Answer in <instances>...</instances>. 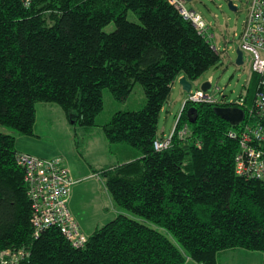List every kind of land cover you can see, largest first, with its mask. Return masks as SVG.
Here are the masks:
<instances>
[{
  "label": "trees",
  "instance_id": "16d2710c",
  "mask_svg": "<svg viewBox=\"0 0 264 264\" xmlns=\"http://www.w3.org/2000/svg\"><path fill=\"white\" fill-rule=\"evenodd\" d=\"M218 60L167 0H32L28 7L0 0V125L32 136L35 104L54 102L89 128L103 108V89L118 101L136 83L145 94L143 108L117 111L101 126L107 142L140 155L100 170L125 212L96 226L82 248L56 226L33 236L15 139L0 132V251L23 248L19 264H218L223 251L244 248L261 252L264 264V181L235 173L240 148L228 132L237 125L214 111L226 103L185 101L170 145H153L162 139L158 117L174 80H196ZM255 90V83L252 92L246 87L244 109ZM192 107L194 123L186 113Z\"/></svg>",
  "mask_w": 264,
  "mask_h": 264
},
{
  "label": "rangeland",
  "instance_id": "374dc122",
  "mask_svg": "<svg viewBox=\"0 0 264 264\" xmlns=\"http://www.w3.org/2000/svg\"><path fill=\"white\" fill-rule=\"evenodd\" d=\"M236 5V11L228 9L227 0H192L186 4L202 16L208 32L214 34L212 42L219 51L228 48L227 55L219 56L218 63L206 70L196 80L191 82V92L201 90L205 82L210 83L206 94L219 103H235L246 93V87L253 91L256 83L255 75L251 71V58L248 53L243 54V64L237 66L235 49L238 45L239 34L245 19L246 0H231ZM127 19L138 22L133 11H128ZM115 28L113 22L107 24L103 30L111 32ZM236 33V36L233 34ZM229 42L225 44V41ZM210 80V81H209ZM189 93L185 92L178 80H174L168 99L159 113L157 135L162 138L170 136L177 116L187 101ZM103 108L96 115L95 126L86 128L69 120L63 110L54 102H37L35 104L34 135L20 134L13 128L0 125V132L14 137V146L30 147L36 157H60L74 176H78V184L74 187L72 203L68 207L78 219L82 231L89 235L96 226L100 227L125 210L120 209L111 201L104 185V177L100 170L117 164L116 158L122 155L115 147V143L107 142L101 126L108 122L113 113L122 110H140L145 103L142 87L134 84L129 96L123 100H115L108 89L102 91ZM104 139V140H102ZM91 141V142H90ZM105 141V142H103ZM29 154V153H28ZM120 157V160H123ZM85 173H92L94 178L84 177ZM94 172H96L94 174ZM91 176V177H92Z\"/></svg>",
  "mask_w": 264,
  "mask_h": 264
},
{
  "label": "built area",
  "instance_id": "2783aa9c",
  "mask_svg": "<svg viewBox=\"0 0 264 264\" xmlns=\"http://www.w3.org/2000/svg\"><path fill=\"white\" fill-rule=\"evenodd\" d=\"M176 7L178 13L190 21L197 33L209 41L212 49L221 57L227 55L228 48L222 51L214 45L202 16L186 6L192 0H167ZM28 7L32 0H21ZM245 19L239 34L237 47L243 54L250 55V68L257 75L253 104L244 109L245 98L239 97L235 103L226 106L237 107L244 112V118L231 129L228 136L237 139L240 151L235 157V173L238 176L253 177L264 181V0H246ZM236 6V5H235ZM237 8V7H236ZM236 36V33L233 34ZM229 39L225 41V44ZM236 47V48H237ZM210 81V80H209ZM193 103H215L205 91L189 92L187 99ZM247 110V119H245ZM187 133L186 125L179 131L183 136ZM171 136L156 139L155 150H162L170 145ZM17 164L24 170L26 193L31 205L30 223L33 236L50 226H56L72 247L82 248L88 239L75 216L70 212L68 200L74 183L69 169L60 157L41 158L26 153L16 154ZM27 255L23 248H7L0 251V264H19Z\"/></svg>",
  "mask_w": 264,
  "mask_h": 264
},
{
  "label": "crops",
  "instance_id": "0c3cea01",
  "mask_svg": "<svg viewBox=\"0 0 264 264\" xmlns=\"http://www.w3.org/2000/svg\"><path fill=\"white\" fill-rule=\"evenodd\" d=\"M181 76H183V75L182 74L179 75L175 80H178V78ZM255 85H256V83H255ZM102 140H104V139H102ZM103 142H105V141H103ZM115 147L117 148V150H119V152H122V155L118 156L116 158V161H117L116 163L125 162V161L131 160L133 158H136L140 155L137 151H134L133 149L129 148L126 145H115ZM15 148L19 153H26V154L29 153L30 155L35 154L34 150L30 149V147H27L26 145L22 146V144H20V147L16 146ZM123 156H124L123 160H120V157H123ZM65 163H66V161H65ZM83 172H84L83 174H85L84 177L94 178V176H92L93 175L92 173H85L84 170H83ZM70 175H71L74 183L71 187V191H70V195H69V200H68L69 205H70V203H72L73 192H74L73 189L76 186V184H78V182H79L78 176H74V173H71V172H70ZM69 210L75 216V219L77 220V222L80 226V223H79L78 219L76 218V216H79L78 212L75 215V213L72 211V209L70 207H69ZM262 259H263V255L259 251H250V250H247L244 248H236V249H228V250H225L222 253H220V255L218 257V264H262ZM186 264H199V263H197L191 259H188L186 261Z\"/></svg>",
  "mask_w": 264,
  "mask_h": 264
},
{
  "label": "water",
  "instance_id": "95a60500",
  "mask_svg": "<svg viewBox=\"0 0 264 264\" xmlns=\"http://www.w3.org/2000/svg\"><path fill=\"white\" fill-rule=\"evenodd\" d=\"M227 6H228V9L231 11H236L237 9L231 0H227ZM234 63L237 66H240L243 64L242 51L238 47L235 49ZM178 82L185 92L189 93L191 91V82L188 80L186 76L183 75L179 77ZM209 88H210L209 82H205L201 86V89L205 92ZM214 111L219 117L227 121L231 126H236L244 118L243 110L237 107H233V106H215ZM186 113H187L189 122L194 123L197 118L196 108L195 107L189 108Z\"/></svg>",
  "mask_w": 264,
  "mask_h": 264
}]
</instances>
